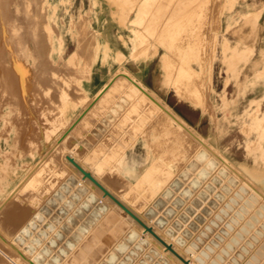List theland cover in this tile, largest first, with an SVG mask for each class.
I'll use <instances>...</instances> for the list:
<instances>
[{"label":"rangeland","instance_id":"1","mask_svg":"<svg viewBox=\"0 0 264 264\" xmlns=\"http://www.w3.org/2000/svg\"><path fill=\"white\" fill-rule=\"evenodd\" d=\"M35 1H37L36 2L37 5L35 4L36 9L35 8L31 9L29 3L31 4L33 2L35 3ZM124 1L125 0H42L41 2V0H28L27 2V0L25 1L22 0L21 2L19 0L17 1L14 0L15 2L14 3L13 0L12 2L11 0H0V10H1L0 13L1 15H3L2 16L3 18L0 15L1 17L0 28H2V24L3 27L7 26L9 17L12 14L13 15L17 14L16 16L22 15L26 8H27L26 11L28 12L31 11L32 13V11H34V13H36V16L39 18L41 16V13H43L42 10L44 11L46 9L44 11L45 14H43L42 16L44 19L47 18L46 22L48 23L44 22L42 20L43 19L42 17L41 19L39 18L36 19L34 18L36 16H33L30 19H33L34 22L33 20H31L30 25L33 24L35 29L36 27L38 29V25L35 26L37 21H38L37 24H41V23L43 24L44 22L42 28L39 27V30L36 29L35 31V32L37 31L40 32V34L43 33L41 35L43 39L41 38L39 33H37L35 36L37 37V40L39 38L42 40L41 41L42 44H40V46L44 44L43 46L44 50L41 47L40 49L41 51H43L42 53L44 54L49 49V47L48 49L46 47L47 45H49V41H50L49 38L52 37V39L54 40V46L57 48L54 51L55 59L57 62L59 59L58 63L55 62L56 64L55 69L56 70L59 69L60 68L59 66H61L62 68V64H65L62 62L64 61L66 62V65H63L64 67L66 66L65 70L63 69L64 67L62 69L60 68L63 71L62 73L61 70L60 71L58 70L57 72L54 71L55 74L57 73L55 75L54 73H50L51 70L49 69H52L51 67L47 69L48 74L51 75L50 77L53 78L54 80L56 79L55 87L54 88L52 87V89H50L49 92L47 93L48 94L47 97L51 96L47 99L51 101V99L53 98L52 102L54 100L53 105L52 102L50 103V106L53 109L52 111L53 115L55 116L59 115L58 109H60L59 108L60 103L62 102V99L64 98L65 95L62 94V96H59L58 94H60L61 91L63 90L64 92H67L69 95L74 94L71 92H73L75 88L77 91V92L74 91L75 94L81 92V94L79 93L77 95H72L74 100H78V97L83 93V89L85 90L86 94L89 97H93L94 96L93 94H95L97 89L100 88L102 84L106 82L110 74L116 71L117 69L120 71L122 69V71L130 72L134 77L135 75L132 73L130 68H133L134 70L140 72L144 71L143 82L145 86H147L149 90L154 92V94L158 98H160L163 102L169 104L172 110L178 113L187 123L192 125L196 133L205 137L209 141V143L217 147L219 152L222 155H224L229 160V162L233 164V166L236 169L238 168L239 171L241 173L243 172V174L245 175H250V172L253 170L256 161H258L259 163L256 165V167L258 168L257 171L259 174L264 173V161H263L264 158L261 157L262 155L261 153L264 152V123H262L264 122V72H263L264 71V0H151V2L148 5L150 7L149 8L146 7V9L137 18V23H134V25H132L129 22V19L135 17L137 4L141 0H135V1L130 0V2L129 0L125 2ZM18 2H20V4ZM23 2L27 4L26 8L25 5L24 7L21 5V3L24 4ZM39 2L42 4H40ZM39 4L41 6V11L40 9H38ZM9 6L11 7L9 8ZM13 9L15 10V12ZM17 10L18 12H16ZM120 11L126 13L125 14L126 17L123 23H121L119 20ZM29 16L27 17L29 18ZM40 20H42V22H39ZM4 22L7 23L4 24ZM70 22L72 24H70ZM50 23H53L52 24L53 26H51ZM45 24H47L46 25L47 27H45ZM69 25H71L70 28ZM133 26L136 32L135 35L136 38L134 41H132L129 37L130 35L134 34L130 30V27ZM40 29L42 30L47 29L49 31H46V33H44L45 31L43 30L44 32L43 31L41 32ZM44 34L47 35L44 37ZM38 36L40 37L38 38ZM118 36H120V38ZM77 37L78 38L82 37V39L80 38L77 39ZM44 38L46 39L45 40L46 42H44ZM93 38H95V40ZM40 39L38 41H40ZM59 41L61 42V46L59 45ZM93 41L94 44H92ZM96 42L100 44L98 50H96V46H95ZM134 44H136L135 50L133 49ZM142 44L143 47H141ZM59 46L62 49L61 53L58 51ZM79 46H80V50H79L80 52H78ZM144 46H146V48ZM153 46L155 47L157 52H155ZM83 47L84 49H82ZM222 48H224V50ZM89 49L93 53L87 52V50L90 51ZM237 49H242V53L238 54ZM81 50L83 52H81ZM132 50H134L133 51L134 53L132 52ZM139 50L140 51L142 50L143 53L139 54L138 52ZM105 51L107 52V55L104 53ZM117 51L122 54V57L120 55L117 56L118 54L116 53ZM175 51L177 52L178 55L175 53ZM79 53L81 54L80 56H78ZM82 53L85 54L87 58L83 57ZM88 53L92 54L93 57ZM170 53L175 54L174 55L175 57L173 56V54L171 55ZM162 54L164 56L166 54L170 55L171 58L169 57L167 63H170L171 59H172L171 62H173V60L175 59L178 60V57L180 56V61H176V60L175 61L177 63L179 62L184 63L185 65L182 64L183 66L181 65L182 67H180L179 65L176 64V62L169 64V66H173L174 69L176 68V66L177 67L179 66L177 72L174 71V69L173 70L170 69L172 70V72H174L172 73L171 71H168L169 66L166 65L167 69L166 67L165 69L163 68L164 65L161 62V60L162 57L164 56ZM167 55L165 56V58L167 57L166 59H168ZM81 56L82 58H84V60L81 58ZM240 56L242 58H240ZM69 57L71 59L73 58L74 60L75 59L76 60L68 61ZM93 58L94 60L92 61L90 68L88 67L89 69L87 70L89 78L81 77L80 81L79 79H76L75 78L76 76L74 75L82 71L83 69L82 66H84V64L86 63L85 60L89 62L90 59ZM226 58L227 59L230 58V59L226 60ZM182 59L183 61L181 62ZM254 59H258V63H257L258 65L256 64L254 66L252 64ZM236 61H239V63L237 62L238 63L237 64ZM227 62L232 65L228 66ZM104 63H107L106 67L102 66ZM130 64L131 65L134 64V65L130 67L129 66ZM48 65L46 66L48 67ZM73 66H76L78 69L74 68L71 70L70 68H73ZM173 67H169V68H173ZM183 69L185 70V72ZM231 69H233V73ZM165 70H167L168 73H165L167 72ZM154 71H156L157 73L156 79L152 78L151 73H154ZM58 73L60 74V76ZM67 73L68 75H70L69 76L70 78L68 77ZM164 73L165 75H163ZM62 74L65 75L64 78L68 77V80L62 79L65 81V83L64 81H62V83L60 81L61 78H63ZM176 74L178 75V77L179 75H181L182 77L177 80ZM198 75L202 78L196 77ZM52 76H55V78ZM185 76L187 78L188 77L190 78L187 79L185 78ZM135 78L139 79L140 77L137 76ZM196 79L200 80V82H198V80L195 81ZM182 80L185 82L188 81V84H184V82L182 83ZM179 81H181L182 84H180ZM193 81L195 82L193 83ZM57 84L58 86L56 87ZM171 84L174 85L171 86ZM178 84L183 85L186 89L183 86H179ZM74 85L77 87H74ZM71 86H73L74 88L72 87L73 88L72 89ZM187 86L189 90L187 89ZM181 87L184 89H182ZM70 88L73 91H71ZM66 89H68L69 92ZM175 89L177 90L179 89V90L175 91ZM184 90L186 91L188 90L187 93H185ZM50 91L55 94H57V92L59 93L57 95L50 94L51 93ZM183 93H185L184 96ZM71 95L70 97H72ZM55 96L58 97L55 98ZM74 96L77 98H74ZM116 98H117L116 95L114 96L111 95L109 96V98L104 99L105 101L104 103L102 102V105H100L99 107L96 106L90 111L88 115L92 114L91 116H86L85 119L88 120L89 122L83 120L82 122H80V124L82 125L79 124L77 126L75 130V134L77 136L78 135L83 136L84 133L88 132L86 133V135H84L85 138L84 136H83L84 139L82 138V140L85 142L84 147H87L84 148L83 150L84 153L83 152L82 153L85 154L88 148H91L93 146L97 147L100 150V154H101L99 155L101 159V164L104 167L105 166L108 167L115 162V160L117 159L116 157H119L125 150H129L131 148V145L134 142H136L135 146L138 147L141 145L140 146L141 150L139 152V155H137L138 158L139 159L141 158V161L143 160V158H146L144 162L143 161L141 162L142 163L141 169H143V166H145L149 161L152 162L154 161L155 162L154 164H156V162L167 163V161L169 160H170L169 162H171L176 159L174 162L177 161V163L179 164V162H181V161L178 162L177 160V158L179 159V157H177L176 155H172V151L173 153L174 151L175 152L177 151V149L179 148V144L177 147V143L180 140L173 133H171L172 135L170 136V133L168 134V132L165 131L164 128L161 129L165 132L161 131L160 127H164V125L162 126V124H164L161 121L162 118L159 116L161 119L160 118H159L160 120L156 119V116L158 118V114L155 111L152 112L153 113L155 112L157 115L155 113L153 114L152 112H150V108H148L147 106H146L147 108L145 106H142L144 110L142 108V110L141 109L136 110L135 113L133 112L130 113L129 118L132 119L133 121L130 119H127V121L125 119L124 121L123 118H124V113L126 112L125 110L127 104L126 102H122L121 100L119 102L118 99ZM55 100L57 101L59 106H56L57 103H55L56 102ZM59 100H61L60 103L58 102ZM100 107L105 108V110L100 109ZM106 107L109 109H107ZM81 108H82L81 105L77 104L74 107H70L69 112L76 113L80 111ZM139 110L141 112H139ZM147 110L151 114L147 112ZM102 112L103 113L105 112L104 115ZM145 113L146 116H144ZM120 114L122 116H120ZM137 114L138 117H136ZM115 116H117L118 118L117 117L115 118ZM131 116H133V118ZM144 117L146 119L148 118L149 119L145 120ZM120 118L121 120H119ZM139 119L141 121L142 119L145 120V122L142 121V124L144 123L143 126H140L141 121H138ZM152 119H154V121ZM134 120H137L138 122ZM155 120L156 121L158 120L157 124L158 122L161 123L158 124L157 126L155 124L156 122ZM150 121L151 123L152 122L153 123L151 124ZM128 123L130 126L127 125ZM90 125L92 126V131ZM153 125H155L154 127H159L160 133H163L162 138H161L162 134L158 133L159 131L156 130V128L154 130L153 129L151 130V127ZM1 126H2V120L0 118V127ZM82 126H84L85 128ZM120 126L122 127L121 129ZM133 126L136 129H134ZM124 128L126 129V131H124L125 130ZM106 130L110 133V135H107L108 132ZM16 131L17 129L14 126L10 127V125H7L5 134L6 136L8 134L7 137L10 141L16 137L15 136L17 134ZM152 131H156L155 133H157V135ZM140 132L142 134L143 132H145L146 135L144 134V136L147 138L143 139L145 137L143 135L142 137L140 135ZM146 132H148V135ZM121 133H123L122 136L120 135ZM150 134L151 136H149ZM159 134L160 137H157L159 136ZM165 134L167 135L166 137L168 139L164 137ZM168 135L170 137H173V140L172 138L169 139ZM118 137L120 138L119 140ZM121 137L125 138L127 141L123 140V138ZM130 137L132 138V141ZM256 137L259 138L257 139ZM1 138L3 139V136H1ZM111 138L113 139V141L111 140ZM149 138L151 140L153 139L152 141H155L156 138H159L160 140L163 139L161 140V142L165 141V143H162L161 145V142H159V140H156L158 142L157 144V142H152ZM174 138L178 140L176 141L174 140ZM97 139L98 140L100 139L99 141L102 142H99ZM147 139L151 142H148ZM116 140H118L120 144L117 145L118 141ZM95 141H97V144ZM172 141L173 142L176 141L175 147L169 146L172 145L173 143ZM105 142L106 143L110 142L111 146L110 143L109 146H107L108 143L106 144ZM168 142L171 144H169ZM257 142L259 145L258 148L254 149L255 150L254 151L252 149L253 147L255 148L257 146L256 144ZM25 143L22 144V142L19 143L17 142L16 144H18V146L15 144V146L18 148L16 149V147L14 146L15 151L9 157L10 159L8 161L9 162L8 164H10L9 166H11L9 170L11 171H9L8 174L4 177L0 176L1 178L0 185L6 190L12 189L11 187H14L26 172V167L24 166L22 161H24L26 164H28V166H30V165H34L35 162H37V160L39 159V155L35 152L34 147H32L34 146V144L31 142H28L26 144ZM104 143L105 146L107 147L104 146ZM154 143L159 146L161 145L160 149L162 148L163 150L166 149L167 151L168 150L170 151L168 152L170 155L167 157L169 158L168 160L165 161L166 157L164 156V154L168 155V153H166L167 151H164L165 152L164 153L159 149L158 146L155 147L156 145L154 146L153 145ZM163 144L164 145L168 144V146L166 145L167 146L166 147ZM252 144L253 145L256 144V145L252 146ZM114 145H116V147ZM173 145H175V143ZM0 146L3 149L8 148V146L4 145L3 142H0ZM168 147L169 148L173 147V148H171L170 150L168 149ZM249 147L252 149H250ZM112 148L115 151H112L113 150ZM25 149L27 150V152L25 151ZM151 149L153 151H151ZM106 150L107 152L105 153ZM156 150L158 153L161 152L162 153L161 156L163 155L165 158L163 157L161 158L159 156L160 154H158V156L157 154L155 155ZM181 152L182 151L180 152L177 151L176 154L178 153L179 155L178 154L177 155L181 156L180 158L182 159L184 156L180 155ZM83 154H81L80 156H82ZM171 155L172 158H170ZM156 159L159 161H157ZM209 159L213 160L215 163L213 165V169L208 170L207 167H205L206 165L203 168H194L193 166H191L193 167L192 168L193 172L194 173L196 172L194 174L192 170L189 169L188 166L189 172L187 175L182 174L184 173L183 169L179 170L178 174H176V176L170 180L169 182L171 183L170 186L169 185H167L168 187L166 186L167 188H169L168 189L169 191L167 190L168 191L167 192L166 190H163L162 193H160V195H158L157 198L152 202L151 206L149 205V207H147L145 211L147 218L149 217L148 219L151 222L157 225L159 229L161 228L160 230L163 231V233L168 238H171L173 242L177 244V246H179L180 248L186 247L185 254L188 255V257H190L191 259L194 258L193 260H195L197 264H242V263L262 264L263 263L262 261L264 259V250H263L264 249V239H263L264 218L262 219V217H260V220L261 219L262 220L261 221L258 220L259 219L258 217L260 215L257 214L258 217H256L257 215H255L254 213H250L253 210L252 208L250 211L251 207L248 208L247 206H244V208L247 207L245 208L246 211L242 210L243 203L245 202L244 200L246 199L247 195L250 194V190L246 188L247 194L241 191L240 193H242L243 195L241 196L242 198L237 197V194L236 195L233 194L232 195L233 198L235 197L237 199L234 198V200H230V198L228 197L229 194L233 191L235 184L236 186L238 185L235 179L232 178V180L231 179H230L231 181L228 180L229 182L227 183L225 182L223 183L220 181L221 183L220 182L217 183L218 184L217 186L219 188L217 186L216 188H213L216 182L213 183L212 185V181H213L212 179L215 176H217V174L212 175L210 178L209 173L216 168L217 161L214 160L213 158H209ZM194 165H198V164L195 163ZM206 176H208L210 179L208 177L206 178ZM45 179L47 180L46 181L47 184L48 183L47 177ZM53 180H56V184H57L58 180L56 178H53ZM75 180L74 181L77 183L78 181L76 178ZM75 182L73 183L74 184L73 188H78L81 186L84 192L87 191L88 187L84 183L81 184L82 182L79 181L76 184ZM60 183L58 184L59 186L55 188L56 191L55 189L52 191V192L55 191L53 194H55L56 196L51 193V195H53L54 197L50 195L49 196L50 198L48 197L49 200L48 201L46 200L45 204L44 203L42 204L43 207L42 205L40 206V211H38L37 217L33 218L32 221H30L28 226L29 233L24 234V237L26 239L25 241H23L24 244L23 243L21 244L22 246L24 245L28 249L27 251H30L29 254L33 253V255L37 256L40 261L42 262L44 261L43 263L50 262L49 264H54L56 262L55 264H59V262H61L62 260L61 258H65L64 256H66L70 252V250H73L75 248L76 246L75 244L80 240L81 236L88 231L89 227L93 226L95 222L101 218L100 215L103 214V212L106 210L105 208L107 207V204L104 201L98 200V198L96 197L95 202L97 201V204L101 205L104 208L102 214L97 213L96 209L91 207L92 205L90 206L89 202H84L81 197L71 199V194L73 192L71 191V193H69L71 188L66 191L64 189L65 188L64 185H67L66 182L61 181ZM209 183L212 186H210ZM166 187L164 189H166ZM25 192L26 191L22 192L21 195L23 196ZM18 200L19 199L16 200L17 202L15 200H12L11 202L15 201L17 203V207L19 206L26 207L23 206L24 205L23 202ZM238 200H241L242 203L241 202L238 203ZM16 203L14 204L16 205ZM45 205L46 207H44ZM234 205H236L237 208L235 206V208L233 209ZM28 207L29 208L27 209L31 210V207L30 206ZM51 209L53 211H51ZM247 209H249L250 212ZM247 214H249L250 217L253 216L250 214H254V217H256L257 219L254 217L253 219H251ZM64 216L65 218L66 217L67 218L64 219ZM235 217L237 219L239 218L238 219L239 221L238 220L236 221ZM198 218L200 219L198 220ZM207 220L210 221L208 222ZM248 221L251 222L253 221V222L251 223ZM257 222H259V224ZM55 224L57 225L56 227ZM241 224H243L245 227ZM122 228H118V230L120 231ZM46 235L48 236L46 237ZM115 235H119L118 236L120 237L118 238L119 241L117 240V242L113 244L110 251H108L105 255L107 257H103L102 258L103 260L101 259V261H99V264H106V263L133 264V262L135 264H175L173 262H170L169 259H166V256L160 254L158 251L154 252V253L158 252L157 253L158 255L155 258H151L153 256L152 255L151 257L149 256V253L152 254V251H149L151 247L149 240L146 239V237L143 234L141 233L139 234V232L135 228L132 227L129 228L128 226L125 231V234L121 236L120 234H115ZM254 243L256 245H254ZM128 245H130V247ZM32 246L34 248H32ZM46 247L49 253L48 251L44 250L46 249ZM6 248L7 247L4 248L1 247L4 253L6 252ZM54 248H56V251ZM68 248L70 250H68ZM53 250L55 251V253H53L54 252ZM9 251L11 250H8L7 254ZM35 251L37 252L35 253ZM44 251L46 252V254ZM256 252L258 253L261 252V254L258 256ZM115 253H118L116 257L117 258L120 257V258L119 259L115 258V260H113L112 262L107 261L109 258L112 257V255H115ZM54 256H56V258ZM10 257L12 258V256ZM0 258L2 259V260L0 259V264H6V262H9L7 264H14V262H10L6 258V256L4 258L1 252H0ZM54 258L56 260H54ZM259 260H261V262ZM1 261L3 262L1 263Z\"/></svg>","mask_w":264,"mask_h":264},{"label":"bare ground","instance_id":"2","mask_svg":"<svg viewBox=\"0 0 264 264\" xmlns=\"http://www.w3.org/2000/svg\"><path fill=\"white\" fill-rule=\"evenodd\" d=\"M19 1L22 2V0H19ZM125 1H128V0H125ZM133 1H135V0H133ZM11 2H12V0H11ZM13 2H14V0H13ZM27 2H28V0H27ZM36 2L37 1H35V3L33 2L32 4L29 3L31 9H33V8L36 9V5H37ZM41 2H42V0H41ZM129 2H130V0H129ZM150 2H151V0H141L137 4L135 17L129 19V22L132 25H134V23H137V18L146 9V7L147 8L150 7V6H148ZM18 3L20 4V2H18ZM23 3L24 4L21 3V5L23 7L25 5V8H26V5L27 4H25V2H23ZM40 4H42V3H40ZM40 4L38 5L39 6L38 9H40V11H41ZM13 5H15V4H13ZM33 5H34V7H33ZM10 7L11 6H9V8ZM132 8H133V6H132ZM15 9H16V7H15ZM26 10H27V8L24 10L23 14L26 13L27 16L30 15L31 17L29 16V18H28L26 16V14L25 15L22 14V15H18V16H16L17 14L16 15H13L12 14L11 16L9 15L10 17H9L8 23L7 22H4V24L7 23V26L6 27H3V24H2V28H0V118L2 120V126L0 127V142H3L4 145L8 146V148H4V149L0 146V176L4 177V176H6L8 174L9 171H11V170H9V168L11 166H9L10 164H8L9 163L8 161L10 159L9 157L15 151V147H16L15 144L17 142L18 143L19 142H22V144L25 143V142L26 143H28V142L33 143L34 146H32V147H34L35 152L39 155V159L37 160V162H35L34 165H30V166H28V164H26L24 161H22V163L26 167V172L20 178V180L16 183V185L14 187H11L12 189H10V190L7 189L6 190L3 187H1V185H0V252H1V254H3L4 258L6 256V258L10 262H14V264H49L50 263V262L49 263L48 262L43 263L44 261L43 262L40 261L37 256H34L33 255V253L32 254L31 253L29 254L30 251H27L28 249L24 245L22 246L21 244L23 243V241H25L26 238L24 237V234L25 233L26 234L29 233V227H28L29 226V223H30V221H32L33 218H36L37 217L38 211H40V206L43 203L45 204V201L46 200L47 201L49 200V198H50L49 196L51 195V193L53 194L56 191L55 188L57 186H59L58 184L61 181H65L67 185H64L65 186L64 189L67 191V190H69L71 188V190L69 191V193H71V191H73L72 194H71V199L72 198H78V197L80 198L81 197L84 202H89L90 203V206L92 205L91 207L95 208L96 211H97V213H101V214L104 211V208L101 205H98L97 204V201L95 202L96 197L98 198V200L104 201L107 204V207L105 208L106 210L103 212V214L100 215L101 218L98 219L95 222L94 225L92 224L93 226L89 227L88 231L86 230L87 232L84 233L81 236L80 240L75 244L76 245L75 248L73 250H70L68 248V250H70V252L66 256H64L65 258H61L60 257L62 260H61V262H59V264H99V261H101V259L103 257H107V256H105L106 253L108 251H110V249L113 246V244H115V242H117L118 238H120V237H118L119 235H115V234H120V236L123 235V234H125V231H126V229H127L128 226H129V228L130 227L135 228L139 232V234L140 233L143 234L146 237V239L149 240L150 245H151V247L149 246L150 247V250L149 251H152V254L149 253V256L150 257H151V255L153 256L151 258H155L158 255L157 253L159 252L160 254L165 255L166 256V259H169L170 262H173L175 264H183L171 252H169L168 250H166L165 247L163 245H161V243H159L151 234H149L148 232H145L144 229L139 224H137L129 215H123L122 209L118 205H116L113 201H111L107 196H103L102 191L98 187H96L89 179L83 178L81 172H79L74 167V165L67 159V156L73 158L74 161L77 162L83 169H85L86 171L90 172L91 175L104 188H106L113 196H115L119 201H121L134 214H136L145 224H147L148 226H151L152 229H153V231L159 237H161L166 243L171 244L172 247H173V249L177 253H179L184 259L189 260L190 264H197V263L195 262V260H193L194 258L191 259L190 257H188V255L185 254V248L186 247L185 248H182V247L180 248L179 246H177V244H175V242H173V240L171 238H168L163 233V231L160 230L161 228L159 229V227L157 225H155L153 222H151L148 219L149 217L147 218L146 212H145L146 209H147V207H149V205L151 206L152 202L157 198L158 195H160V193H162L163 190H166L167 191L169 189V188H167L168 187L167 185L170 186V184H171V183H169L170 180L173 179L176 176V174H178L179 170H182L183 169L184 173H182V174L183 175H187L188 172H189L188 171L189 169H191L192 172H193V169H192L193 167L194 168H203L206 165L205 167H207L208 170L209 169H213V165L215 163H214L213 160H210L209 159V158H213L214 160L217 161L216 168L214 170H212V172L209 173L210 174V178H211L212 175H216L217 174V176H215L212 179L213 180L212 181V185H213V183L216 182V184L213 186V188H216V186L218 185L217 183L220 182V181L223 182V183L224 182L227 183V182H229L228 180H230V179L232 180V178L235 179L237 181L236 183L238 185L236 186V184H235V187L232 186V187H234V189H233V191L228 196L230 198V200H234L235 197L233 198V196H232L233 194L234 195L237 194V197L243 196L242 193H240L241 191L243 193H246L247 194V189L246 188H248L250 190V194L247 195L246 199L244 200L245 201L244 202L245 204L243 203L242 210L246 211L245 208H247V207L250 208L251 207L250 208V211L253 208L252 212H250L249 209H247V210L250 213H254L255 215H257V214L260 215L259 217H258V215L256 216V217L259 218L258 220H260V217H262V219L264 218V173L259 174L258 171H257L258 168L256 167V165L259 162L256 161V164H255L253 170L250 172V175H245V174H243V172L241 173L238 168L236 169L233 166V164L231 162H229V160L224 155H222L219 152V150H218L217 147H215L211 143H209V141L205 137H203L200 134L196 133L195 130H194V128L192 127V125H190L189 123H187L178 113H176L175 111H173L172 108H171V106L169 104H167L166 102H163L160 98H158L154 94V92H152L151 90H149L148 88H146L145 86H143L138 80L135 79V77L130 72L122 71V69L120 71V70L117 69L116 71H114L113 73H111L110 76L108 77V79L106 80V82L100 88L97 89V91L95 92V94H93L94 95L93 97H89L86 94L85 90L83 89V93H82V95H80L78 97V100H74L72 95H77L79 93L81 94V92H79V91H78L79 93L75 94V92H77L76 91V88L74 89L75 92L72 90L74 87H77L75 85H74V87L71 86V88L73 87L72 89L70 88L71 91H73L71 93H74L72 95L70 94L72 97H70V95L67 92H64V90L61 91L60 94H58L59 92H57V94L59 96H62V94H64L65 96L62 99V102L61 103H60L61 100L58 101L60 103V106L58 105L57 101L55 100L56 101L55 103H57L56 106H59L60 109H58L59 110V115L58 116L53 115V113H52L53 109L50 106V103L52 102V99L53 98L51 99V101L49 99H47V98L51 97V96L47 97L48 96L47 93L49 92L50 89H52V87L53 88L55 87V84H56L55 83V80L56 79L54 80L53 78L50 77L51 75L48 74V70L47 69H49V67L52 68V69H49V70L52 71V72L50 71V73H54V71L57 72L58 70L60 71L64 67L63 65H66V62L65 61L62 62V63H65V64H62V68H61V66H59L61 69L59 67H58L59 69H57V70L55 69L56 68L55 62H57V61L55 59L54 51L57 48L54 46V40L52 39V37L49 38V40H50L49 41V45L46 46L47 49L49 47L48 51L45 52V54L42 53L43 51H41L40 47L44 50V48H43L44 44L42 46H40V44H42V42H41L42 40L39 37L43 33L40 34V32H38V31L35 32L36 29H37V27L35 29V27H34L33 24L30 25L31 20H33V19H30V18H32L33 16H36V13H34V11H32V13H33L32 14L30 10H29L30 12H28ZM44 11L42 10L43 13H41V16L39 15L40 18L37 17V16L34 17V18H36V19L37 18L41 19V17L43 18L42 15L45 14ZM0 12H1V10H0ZM14 12H15V10H14ZM16 12H18V10ZM8 14H9V12H8ZM125 14L126 13H124L123 11H120L119 20H120L121 23H123L124 20H125V17H126ZM0 15H1V13H0ZM2 16L3 15H1V17ZM1 17H0V19H1ZM46 19L43 18L42 20L44 22H46L47 21ZM42 20H40L39 22H42ZM33 22H34V20H33ZM35 22H36V20H35ZM44 22H43V24H44ZM37 23H38V21H37ZM37 23H36L35 26L38 25V29L37 30H39V27L42 28L43 24L41 23L42 24L41 25V24H37ZM46 23H48V22H46ZM50 24H51V26H53L52 25L53 23H50ZM70 24H72V23L70 22ZM39 25H41V26H39ZM46 25L47 24H45V27H47ZM70 26L71 25H69V28H70ZM47 29L44 30L45 32L42 29H40V31L41 32L43 31L44 33H46V31H49ZM130 30L134 34L133 35H130L129 37H130V39L132 41H134L135 38H136V36H135L136 35V32H135L134 26L133 27H130ZM37 33L40 34V36H38V38L40 39V41H38L39 39L37 40V37L35 36ZM46 35L44 34V37ZM118 37L120 38V36H118ZM41 38H42V36H41ZM79 38L82 39V37H79ZM79 38L77 37V39H79ZM93 39L95 40V38H93ZM45 40L46 39L44 38V42H46ZM60 41H59V45L61 46V42ZM147 43H149V42H147ZM92 44H94V41H93ZM143 44H142V46L141 45L140 46L143 47ZM60 46L58 47V51L61 53L62 49H61ZM95 46H96V50H98L100 44L98 42H96L95 43ZM135 46H136V44L133 45V47H134L133 49L134 50L136 49ZM46 47H45V49H46ZM144 47L146 48V46H144ZM155 47H154V49H155ZM233 48H235V47H233ZM82 49H84V47ZM222 49L224 50V48H222ZM79 50H80V46L78 47V52H80ZM134 50H132V52ZM142 50L141 51L140 50L138 51L139 54L140 53H143ZM237 51L236 52L238 54H241L242 53V49H237ZM81 52H83V51L81 50ZM87 52L93 53L91 50L90 51L87 50ZM155 52H157L156 49H155ZM167 52H168V50H167ZM104 53L107 55V52L106 51ZM116 53H118L117 56L120 55L122 57V54L120 52L117 51ZM136 53H135V55H136ZM175 53L177 54L176 51H175ZM76 55H77V53H76ZM80 55L81 54L79 53L78 56H80ZM89 55H92V54H89ZM174 55L175 54H173V56ZM165 56L162 57V60H161V62L164 65V67H163L164 69H165L166 65L169 66V64H171L173 62L180 61V56H179L178 57V60H176L174 58L176 61L173 60V62H171L172 61V59H171L170 63H167V61L169 60L170 55L169 54L167 55L168 56V59H166L167 57L165 58ZM72 57H74V56H72ZM83 57L87 58L85 54H83ZM92 57H93V55H92ZM211 57H213V56H211ZM81 58H82V56H81ZM240 58H242V57L240 56ZM246 58H247V56H246ZM82 59L84 60V58H82ZM183 59L181 60V62L183 61ZM228 59H230V58H228ZM228 59L226 58V60H228ZM70 60H74V59L73 58L71 59L69 57L68 61H70ZM93 60H94V58L93 59H90L89 62L87 60H85L86 63L83 61L85 64L82 62L84 64V66H82L83 69H82V71H80V72H78V73H76L74 75V76H76L75 77L76 79H79V81H80L81 77L89 78L88 77V71L87 70L90 68V65H91V63H92ZM58 62H59V59H58ZM237 62L239 63V61H236V63ZM179 63L176 62V64L179 65L180 67H182L183 66L182 64H184V63H180V64ZM257 63H258V59H254L253 62H252V64L254 66ZM45 64L46 65L49 64L48 67ZM70 64H72V63H70ZM229 65H232V64H229L228 63V66ZM80 66H79V68H80ZM174 66H176V65H174ZM169 67H173V66H169ZM169 67H168V69H169L168 71H171L172 72V70L174 69V67L173 68H169ZM178 67L176 66L177 70L175 68L174 71L177 72L178 71ZM65 68H66V66L63 69L65 70ZM74 68H77V67L76 66H73V68H70V69L72 70ZM166 69H167V67H166ZM170 69H172V70H170ZM231 70H232V73H233V69H231ZM165 71H167V70H165ZM168 71L165 72V73H168ZM62 72L63 71L61 70V73ZM184 72H185V70H184ZM165 73L163 75H165ZM172 73H174V72H172ZM208 74H210V73H208ZM67 75H68V73H67ZM59 76H60V74H59ZM64 76L65 75H63V78H61V80H60L61 83L64 80H68V77L70 75H68V77H66L67 79L64 78ZM176 76H177V80L182 77L181 75H179V77H178L177 74H176ZM201 76H203V75H201ZM52 77L55 78V76H52ZM196 77L202 78L199 75L196 76ZM185 78H187V77L185 76ZM188 78H190V77H188ZM62 79H64V80H62ZM183 80H182V83L184 82V84H188V81L185 82ZM197 80L198 79H196L195 81H197ZM195 81H193V83ZM190 82H189V85H190ZM198 82H200V80H198ZM198 82H196V83H198ZM64 83H65V81H64ZM179 83L182 84L181 81H179ZM180 84H178V85L179 86H183V85H180ZM173 85L171 84V86H173ZM178 85H176V86H178ZM57 86H58V84L56 85V87ZM191 86H192V84H191ZM184 88H182V89H184ZM182 89H181V91H182ZM187 89L189 90L188 86H187ZM66 90L68 91V89H66ZM176 90L177 89H175V91ZM187 91L184 90L185 93H187ZM185 93H183V96L185 95ZM50 94H55V93L51 92ZM57 94H55V95H57ZM111 95L112 96L116 95L117 96L116 99H118L119 102H120V100L122 102H126V104H127L126 106L127 107H126V110H125L126 112L124 113V118H123L124 121H125V119H126V121H127V119H130L129 118L130 117V113H132V112L135 113L136 110H138V109H141L142 110V108H143L142 106H145V107L147 106L148 108H150V112L155 111L158 114V118L156 116V119L160 120L162 118L161 121L164 123V124H162V126L164 125V127H160V129L161 128H164V130L167 131L168 134L170 133V136L172 135L171 133H173L180 140L177 143V147H178V144H179V148L177 149V151L178 152L182 151L181 152L182 154L180 153V155H182L184 157L181 159L180 158L181 156H178L179 155L178 153H177L178 155L176 154L177 151L176 152L174 151V153L172 151V155H176L177 157H179V159H181V160H179L177 157H175V158H177L178 162L179 161H181V162H179V164L177 163V161L174 162L176 160L175 158H173V159H175L174 161L169 162L170 161L169 160V161H167V163H162V162L159 163V162H156V164H154L155 163L154 161L153 162L152 161H149V162H147V164L145 166H143V169H141V166H142L141 165L142 164L141 162L142 161L144 162L146 158H143L142 161H141V158L140 159L138 158L137 155H139V152L141 150V147H140L141 145L139 144L140 146H138V147L135 146V143L136 142H134L131 145V148L129 150H125L121 155L119 154L120 155V156L118 155L119 157H116L115 156L117 159L115 160V162L113 161L114 163L112 165L108 166V167L107 166L104 167L101 164V159L99 157V155H101V154H100V150L97 147H94V146L91 147L90 146L91 148H88L87 151L85 152V154H83L84 153V151H83L84 148H87V147H84L85 146V142L82 140V138L88 132L84 133L83 136H79V135L77 136L75 134V130H76L77 126L80 124V122H82L83 120H86L85 119L86 116H91L92 115V114L91 115H88V114L90 113V111L94 107H96V106L99 107L100 105H102V102L104 103V101H105L104 99L109 98V96H111ZM52 97H54V96H52ZM57 97L55 96V98H57ZM74 98H77V97L74 96ZM110 99H111V97H110ZM53 102H54V100H53ZM53 102H52V105H53ZM114 103H115V101H114ZM77 104H80L81 105V107H82L81 110L78 111V112H76V113H70L69 112V108L70 107H74ZM111 104H113V103H111ZM206 105H207V103H206ZM100 109H104L105 110V108H101V107H100ZM107 109H109V108H107ZM143 110H144V108H143ZM209 110H211V109H209ZM54 112H56V111H54ZM100 112H101V110H100ZM139 112H141V111L139 110ZM147 112H149V111L147 110ZM104 113H103V115H104ZM122 115H123V113H122ZM122 115L120 114V116H122ZM133 116H131V117L133 118ZM144 116H146V113L144 114ZM116 117L117 116H115V118ZM136 117H138V114L136 115ZM89 118H91V117H89ZM95 119H97V118H95ZM144 119L145 120H148L149 118L146 119L144 117ZM144 119H142L143 122H145ZM154 119H155V117H154ZM154 119H152V120L154 121ZM119 120H121V118ZM130 120H132V119H130ZM86 121H88V120H86ZM134 121H137V120H134ZM138 121H141V120L139 119ZM142 121H141V124H142ZM157 121L155 122V124L158 126V124H160L161 122H158V124H157ZM90 123H92V122H90ZM112 123H114V122H112ZM112 123H111V125H112ZM150 123H151V121H150ZM262 123H264V122H262ZM139 124H140V122H139ZM141 124H140V126H143L144 125V123L142 125ZM7 125H10V127L11 126L12 127L14 126L17 129V131H16L17 134L15 135L16 137L14 139H12L11 141L7 137L8 134H7V136L5 134V130L7 129ZM80 125H82V124H80ZM127 125H129V123ZM154 126L155 125H153L152 127H154ZM82 127H84V126H82ZM152 127H151V130L152 129L154 130L156 128V130L159 131V132L158 131L157 132L160 133L159 127H154V128H152ZM121 128L122 127L120 126V129ZM147 128H148V125H147ZM87 129H90V128H87ZM108 129H109V127H108ZM110 129H112V128H110ZM134 129H136V128L134 127ZM149 129H150V126H149ZM91 131H92V126H91ZM122 131H123V129H122ZM124 131H126V129ZM161 131H163V130L161 129ZM165 131H163V132H165ZM98 132H97V134H98ZM120 132H121V130H120ZM152 132L155 133L156 131H152ZM167 132H166V134H167ZM247 132H248V130H247ZM108 133H107V135H110V133L109 134ZM146 133L148 135V132H146ZM101 134H102V132H101ZM122 134L123 133H121L120 135L122 136ZM144 134H145V132H143V134L140 132V135L141 136L142 135L144 136ZM155 134L157 135V133H155ZM160 134H162L161 135V138H162L163 133H160ZM160 134L157 137H160ZM166 134H165L164 137L167 136ZM258 134H259V132H258ZM104 135H105V133H104ZM1 136H3V139L1 138ZM102 136H103V134H102ZM130 136H132V135H130ZM149 136H151V134ZM170 136L168 135L169 139L172 138V140H173V137H170ZM70 137L71 138H74V140H73V142H70L69 143L67 139H69ZM127 137H129V136H127ZM84 138H85V136H84ZM98 138H99V136H98ZM121 138H123V137H121ZM146 138L147 137H145L143 139H146ZM175 138H174V140H176ZM119 139L120 138L118 137V140ZM166 139H168V138L166 137ZM16 140H18V141H16ZM111 140L113 141L112 138H111ZM118 140H116V141H118ZM123 140L127 141L125 138H123ZM154 140H155V138H154ZM156 140H159V142H161V140H163V139L160 140L159 138H156ZM156 140L155 141H152V142H157ZM131 141H132V138H131ZM151 141L148 140V142H151ZM176 141L175 142L172 141L173 142L172 145H169V146L175 147L176 146ZM92 142H94V141H92ZM95 142L97 144V141H95ZM99 142H102V141H99ZM105 143H104V146H105ZM109 143H108L107 146H109ZM162 143H165V141L164 142H161V145H162ZM166 143H167V141H166ZM174 143H175V145H173ZM118 144H120L119 141L117 142V145ZM157 144H158V142H157ZM157 144L154 143L153 145L154 146L156 145L155 147L158 146L159 149H160L161 145L159 146ZM169 144H171V143H169ZM256 144H257V146L255 148L254 147H253V149L250 148V147L249 148L252 149V150L258 148V145H259L258 142ZM16 145L18 146V144H16ZM166 145L168 146V144H166ZM166 145H164V146H166ZM255 145L252 144V146H255ZM107 146H105V147H107ZM110 146H111V143H110ZM114 146L116 147V145H114ZM121 146H122V144H121ZM173 147H171V148H173ZM17 148L18 147H16V149ZM171 148L168 147V149H170V150H171ZM105 149H107V148H105ZM152 149H154V148H152ZM152 149H151V151H153ZM179 149H180V151H179ZM160 150L163 151V152L164 151H167L166 149L163 150L162 148ZM25 151L27 152L26 149H25ZM82 151H83V153H82ZM103 151H102V153H103ZM112 151H115V150L113 149ZM106 152H107V150L105 151V153ZM156 152H157V150H156ZM156 152H155V155L157 154V156H158V154H160L159 156L161 158L162 157L163 158L166 157L165 161L169 159V158H167L168 156H170L169 153H168V152H170L169 150L166 152V153H168V155L164 154L165 157L163 155L161 156V154H162L161 152H159V153L158 152L156 153ZM81 154H83V155L80 156ZM113 154H115V153H113ZM261 154L263 155L264 152L261 153ZM172 155H171L170 158H172ZM262 155H261V157L264 158V155L263 156ZM263 158H261V159H263ZM157 161H159V160H157ZM195 163H197L198 165H194ZM188 166H189V169H188ZM191 166H193V167H191ZM193 173H192V175H193ZM179 175H181V174H179ZM46 177L48 179V183L47 184H46V181L47 180L45 179ZM52 177L53 178H56L58 180L57 184H56V180H53ZM207 177L208 176H206V178ZM50 178H51V180H50ZM75 178L77 179L78 182L80 181V182H82L81 184L84 183L88 187L86 192H84V190H83V188H81V186L78 187V188H73V185H74L73 183L76 181ZM189 179H190V177H189ZM6 183H7V181H6ZM212 185L210 184V186H212ZM165 187H166V189H164ZM54 189H55V191L52 192ZM24 191H26V192L22 196L21 194ZM58 193H59V191H58ZM56 194H57V192H56ZM53 195H55V194H53ZM53 195H51V196H53ZM17 199H19L21 202H23L24 205L23 204L22 205L23 206H26V207H22V206H19V205H18L19 207H17V203H16L17 202L16 201ZM235 199H237V198H235ZM12 200H15L16 202L15 201L11 202ZM165 202H167V201H165ZM232 202H235V201H232ZM240 202H241V200H238V203H240ZM14 203H16V205ZM46 204H47V202H46ZM219 204H220V202H219ZM222 204H223V202H222ZM28 206L31 207V210L27 209V208H29ZM235 206L236 205H234L233 209L235 208ZM244 206H247V207L244 208ZM42 207H43V205H42ZM44 207H46V205ZM236 208H237V206H236ZM47 210H48V208H47ZM51 211H53V210L51 209ZM254 214H250V215H253L252 217H250L249 214H247V215L251 219H253ZM152 215H153V213H152ZM256 217H254V218H256ZM23 218H24V220H23ZM66 218L64 216V219H66ZM151 218H153V217H151ZM199 219L200 218H198V220ZM238 219L236 218V221ZM231 221H233V220H231ZM248 222H251V221H248ZM242 223H243V221H242ZM257 223L259 224V222H257ZM241 225H243V224H241ZM56 226L57 225L55 224V227ZM59 226H61V225H59ZM263 227H264V224H263ZM118 228H122V229L119 231ZM237 228H238V225H237ZM54 229H56V228H54ZM47 236L48 235H46V237ZM45 241H46V239H45ZM26 242H25V244H26ZM51 243H53V242H51ZM254 245H256V244L254 243ZM254 245H253V247H254ZM128 246L130 247V245H128ZM185 246H188V245H185ZM1 247H3V248L4 247H7L8 248V249L6 248V252H5L6 254H7V251L8 250H11L9 252H11L12 254L9 253V252H8V254L10 256H12V258L14 260L8 254L7 255L5 254L4 251H3V249H1ZM32 248H34V247L32 246ZM56 248H54L55 251H56ZM66 248H67V246H66ZM44 250L48 251L47 247ZM119 250H120V248H119ZM143 250H144V248H143ZM42 251H43V249H42ZM55 251L53 253H55ZM156 251H158V252L157 253H154ZM36 252L37 251H35V253ZM48 253H49V251H48ZM256 253H257L258 256L261 254V252H259V253L256 252ZM45 254H46V252H45ZM51 255H52V253H51ZM57 255H59V254H57ZM117 255H118V253H115V255H112L113 258L111 257L108 260L107 259L106 260L109 261V262H112L113 260H115V258H117L116 257ZM54 257L56 258V256H54ZM55 258H54V260H56ZM119 258H117V259H119ZM227 258H229V257H227ZM45 261H46V259H45ZM259 261L261 262V260H259ZM2 262L3 261H1V263ZM51 262H52V260H51ZM262 262H263L262 264H264V259H263ZM7 263H9V262H6V264ZM133 264H135V263L133 262Z\"/></svg>","mask_w":264,"mask_h":264},{"label":"water","instance_id":"3","mask_svg":"<svg viewBox=\"0 0 264 264\" xmlns=\"http://www.w3.org/2000/svg\"><path fill=\"white\" fill-rule=\"evenodd\" d=\"M68 142H73L74 138L67 139ZM83 152V151H82ZM67 159L74 165V167L81 172L83 178L89 179L96 187H98L103 196H107L111 201H113L116 205H118L123 212V215H129L137 224H139L145 232L151 234L161 245L165 247L166 250L171 252L177 259H179L183 264H190L189 260L184 259L179 253H177L171 244L166 243L161 237H159L152 229L151 226L145 224L136 214H134L129 208H127L121 201H119L115 196H113L106 188H104L92 175L90 172L83 169L77 162L74 161L73 158L68 157Z\"/></svg>","mask_w":264,"mask_h":264},{"label":"crops","instance_id":"4","mask_svg":"<svg viewBox=\"0 0 264 264\" xmlns=\"http://www.w3.org/2000/svg\"><path fill=\"white\" fill-rule=\"evenodd\" d=\"M134 64H130L129 66L131 67V66H133ZM140 65V64H139ZM103 67H106L107 66V63H104L103 65H102ZM131 69V71H132V73L135 75V77H137V76H139L140 78L138 79V78H135L136 80H138L143 86H145V84H144V82H143V77H144V75H143V72L144 71H136V70H134L133 68H130ZM152 74V78H154V79H156V76H157V73H156V71H154V73H151ZM108 79V78H107ZM96 80V79H95ZM105 83V82H104ZM103 83V84H104ZM102 84V85H103ZM146 88H147V86H145Z\"/></svg>","mask_w":264,"mask_h":264}]
</instances>
